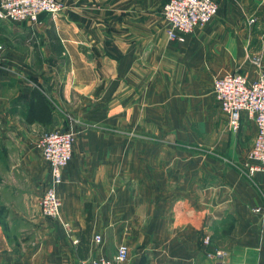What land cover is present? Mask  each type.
I'll return each mask as SVG.
<instances>
[{"label":"crops","instance_id":"1","mask_svg":"<svg viewBox=\"0 0 264 264\" xmlns=\"http://www.w3.org/2000/svg\"><path fill=\"white\" fill-rule=\"evenodd\" d=\"M166 1L64 0L58 16L0 19V264L111 258L121 243L128 247L127 264H221L206 257L205 234L210 248L225 250L227 261L264 264L262 173L248 177L235 166L239 160L233 166L198 157L184 161L181 150L136 162L130 132L100 127L120 122L125 113L134 119L129 105L136 87L162 89L158 96L164 97L167 81L185 87L189 77L186 90L199 102L197 76L209 72L213 92V78L221 75L213 66L221 58L230 64L219 40L246 42L241 66L222 74L236 71L254 80V54L264 71V0H216L214 31L205 35L206 27L198 28L186 37L185 50L166 34ZM235 25L240 28L231 36L226 27ZM225 116L228 149L242 159L255 124L240 112L232 130ZM73 121L72 157L57 187L67 230L38 205L49 178L38 139Z\"/></svg>","mask_w":264,"mask_h":264},{"label":"built area","instance_id":"2","mask_svg":"<svg viewBox=\"0 0 264 264\" xmlns=\"http://www.w3.org/2000/svg\"><path fill=\"white\" fill-rule=\"evenodd\" d=\"M65 8L64 0H0V19L12 22L25 20L35 21L40 13L58 16ZM216 0H167L162 6L166 34L174 42L181 43L198 28L209 23L217 14ZM253 19H249L252 22ZM1 47V45H0ZM250 61L257 68V76L248 81L240 72H229L215 76L212 89L215 100L229 118L232 130L238 127L240 112L255 124V133L250 146L240 162L245 174L250 177L256 173L264 175V71L261 70L260 54L251 56ZM72 120V119H71ZM76 130L69 123L65 129H54L41 133L38 147L41 156L48 165L49 178L38 200L41 214L44 217L58 220L67 230L69 223L60 216L61 200L57 187L62 183V170L72 157ZM264 204V202H263ZM254 207L253 211H258ZM96 243L101 236H94ZM202 244L207 247L206 257L218 260L221 264H252L243 261H227L223 249L210 248V235L205 234ZM128 247L121 243L111 258L93 257L80 260L76 264H127Z\"/></svg>","mask_w":264,"mask_h":264},{"label":"rangeland","instance_id":"3","mask_svg":"<svg viewBox=\"0 0 264 264\" xmlns=\"http://www.w3.org/2000/svg\"><path fill=\"white\" fill-rule=\"evenodd\" d=\"M236 12L235 10V14ZM214 19L200 27L201 29L206 27L205 35L214 31L211 26ZM254 25L251 23L248 26L253 27ZM234 27V30L226 27L225 31H230L229 34L234 36L240 26L235 25ZM201 29L195 32L198 33ZM215 30L217 31L216 27ZM195 32L194 34H196ZM189 41L190 39H185L179 45L184 49ZM218 43L222 45L224 48L222 50L226 54L229 53L230 64L226 59L221 58L213 66L214 73L222 75L225 71L241 66L239 60L242 57L239 56L244 54L243 49L246 46V42L219 40ZM249 44H254V42H247L246 48H248ZM197 78L199 83V102H196V97L191 96L190 91L186 90L190 86L189 77L184 81L185 84L183 86L185 87L173 80L167 81L164 97L158 96L159 92L162 93V89L136 87L134 89L133 103L129 105V108L132 109L130 113H132L131 115L134 119L127 120L125 113L123 115L124 118L118 123L99 125H101V128L130 132L132 135H129V140H134L136 162L145 161L148 155H150L151 160H156L161 151H166L167 157L170 158L174 156L175 150H181L184 161L189 160L191 157H198L199 160L213 159L233 166L232 164L236 163V160L241 162L242 159H235L233 156L236 154H233L228 149L231 134L225 112L218 106L211 91L210 73H200ZM136 81L138 85L142 86L144 84L142 79L136 78ZM149 93L150 95L148 96ZM200 99H203V101H200ZM121 106L126 107V105ZM93 124L90 123L88 127H93ZM75 125L76 122L73 121L72 126L76 130ZM238 155L241 156L239 151ZM235 166H240V163ZM135 171L138 172L141 169L136 168Z\"/></svg>","mask_w":264,"mask_h":264}]
</instances>
